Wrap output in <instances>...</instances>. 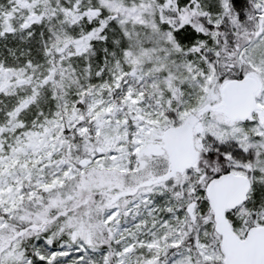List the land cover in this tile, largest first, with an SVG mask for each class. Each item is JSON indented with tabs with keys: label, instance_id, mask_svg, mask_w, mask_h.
Wrapping results in <instances>:
<instances>
[{
	"label": "snow or ice",
	"instance_id": "obj_1",
	"mask_svg": "<svg viewBox=\"0 0 264 264\" xmlns=\"http://www.w3.org/2000/svg\"><path fill=\"white\" fill-rule=\"evenodd\" d=\"M0 264H264V0H0Z\"/></svg>",
	"mask_w": 264,
	"mask_h": 264
}]
</instances>
